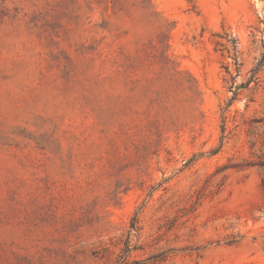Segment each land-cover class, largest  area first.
Here are the masks:
<instances>
[{"label": "rangeland", "instance_id": "rangeland-1", "mask_svg": "<svg viewBox=\"0 0 264 264\" xmlns=\"http://www.w3.org/2000/svg\"><path fill=\"white\" fill-rule=\"evenodd\" d=\"M262 56L264 0H0V264H264Z\"/></svg>", "mask_w": 264, "mask_h": 264}, {"label": "trees", "instance_id": "trees-1", "mask_svg": "<svg viewBox=\"0 0 264 264\" xmlns=\"http://www.w3.org/2000/svg\"><path fill=\"white\" fill-rule=\"evenodd\" d=\"M231 46H232V50H233V52H234V54H233V62H234V65H237V60H236V45H235V42L234 41H232L231 42ZM261 67H264V56H262V58H261V60L258 62V64H257V66H256V68L254 69V70H252V74H251V77L249 78V80L247 81V84H249L253 79H254V77H255V75H256V73H257V71L261 68ZM246 84V85H247ZM232 88H233V78L230 80V85H229V89H230V91L232 90ZM235 90L237 91L238 90V87H234V91H233V97L231 98V100H230V103L235 99V96H236V94H235Z\"/></svg>", "mask_w": 264, "mask_h": 264}]
</instances>
